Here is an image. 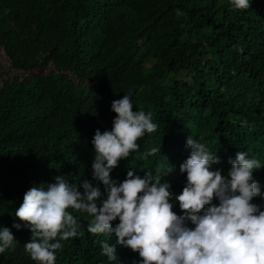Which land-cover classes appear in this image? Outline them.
I'll return each instance as SVG.
<instances>
[{
  "label": "trees",
  "instance_id": "obj_1",
  "mask_svg": "<svg viewBox=\"0 0 264 264\" xmlns=\"http://www.w3.org/2000/svg\"><path fill=\"white\" fill-rule=\"evenodd\" d=\"M0 46L20 70L0 83V227L17 240L0 264H38L24 248L31 232L15 216L31 187L63 175L89 180L105 197L92 178L94 150L88 157L74 144L56 155L55 146L111 130L113 100L130 94L133 111L151 112L158 128L138 139L139 150L119 160L111 178L165 168L161 180L177 195L189 136L226 174L231 149L264 121V0L247 9L229 0H0ZM153 147L160 152L141 159ZM67 211L81 227L61 241L55 264H139V254L120 245L109 261L101 242L115 244V235L91 234L89 214Z\"/></svg>",
  "mask_w": 264,
  "mask_h": 264
},
{
  "label": "clouds",
  "instance_id": "obj_2",
  "mask_svg": "<svg viewBox=\"0 0 264 264\" xmlns=\"http://www.w3.org/2000/svg\"><path fill=\"white\" fill-rule=\"evenodd\" d=\"M229 2L234 9L250 7V0ZM111 110L116 113L111 130L96 129L93 138L76 133L55 146L56 155L74 144L85 146L88 157L94 150L92 178L104 186L105 197L89 180L69 183L63 175H56L47 188L41 183L28 189L15 216L31 232L24 245L30 258L55 264L61 241L79 235L81 225L67 211L72 208L89 214V233L115 235V244L101 242L109 261L117 260L115 245H120L138 253L139 264H264V121L231 149L235 159L229 158L226 174L214 167L220 158L189 136L190 154L179 166L186 184L177 195L161 180L165 168L142 177L130 170L119 183L111 178L118 161L139 150L138 139L158 128L151 112L133 111L130 94L113 100ZM157 152L160 147H153L141 159ZM174 202L179 204L175 209ZM16 242L9 228L0 227V253Z\"/></svg>",
  "mask_w": 264,
  "mask_h": 264
},
{
  "label": "rangeland",
  "instance_id": "obj_3",
  "mask_svg": "<svg viewBox=\"0 0 264 264\" xmlns=\"http://www.w3.org/2000/svg\"><path fill=\"white\" fill-rule=\"evenodd\" d=\"M8 57L3 52L2 47L0 46V83L1 79L4 77H10L13 74L20 73V70H15L9 65Z\"/></svg>",
  "mask_w": 264,
  "mask_h": 264
}]
</instances>
